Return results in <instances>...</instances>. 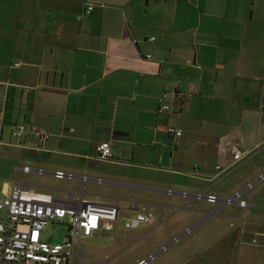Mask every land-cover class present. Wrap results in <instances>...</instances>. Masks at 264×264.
<instances>
[{
  "label": "crops",
  "instance_id": "obj_1",
  "mask_svg": "<svg viewBox=\"0 0 264 264\" xmlns=\"http://www.w3.org/2000/svg\"><path fill=\"white\" fill-rule=\"evenodd\" d=\"M232 145L247 152L234 166ZM258 172L264 0H0V194L26 183L60 201L117 206L114 232L77 237L81 263L114 264L140 243L136 264L152 254L155 264H264V179L244 209L195 196L230 197ZM139 212L152 221L126 227Z\"/></svg>",
  "mask_w": 264,
  "mask_h": 264
},
{
  "label": "built area",
  "instance_id": "obj_2",
  "mask_svg": "<svg viewBox=\"0 0 264 264\" xmlns=\"http://www.w3.org/2000/svg\"><path fill=\"white\" fill-rule=\"evenodd\" d=\"M87 8L90 12L93 6L90 5ZM167 96H169L168 92L165 93V97ZM164 108H170V104L165 103ZM25 131L26 127L20 125L13 130L12 134L20 137ZM31 133L42 140L49 137L48 131L40 127L32 128ZM169 133L178 140L182 135V130L170 127ZM96 150L100 157L107 158L111 155V143L101 141L96 145ZM231 151L233 154L231 165L233 166L247 156V152L237 145H232ZM22 169L28 173L32 167L24 166ZM39 171L43 172L42 169ZM54 175L58 178L74 177L72 173L63 170L55 171ZM263 179L264 173L258 172L255 181L249 182L245 189L236 191L230 197L220 198L217 194L205 191L195 196L200 199L205 198L210 202H221L222 206L237 202L244 209L252 205L244 198V193ZM0 210L6 211V215L0 217V264H73V260L77 258L81 264L82 253L74 249L77 237H91L102 227L106 231L114 232L121 218L118 207L115 205H102L89 201L80 204L77 201L64 202L58 200L52 192H40L28 188L26 183L14 184L8 192L0 194ZM152 219L153 213L139 212L133 217L125 218V226L136 228L142 223L151 222ZM56 222L68 225L69 231L66 239L62 242L45 240L42 236L43 230ZM190 231L191 228H188L186 232ZM178 238L175 237L173 241ZM169 245V243L160 244V251L168 249ZM155 256L156 254H152L148 258L141 259L138 264H149Z\"/></svg>",
  "mask_w": 264,
  "mask_h": 264
},
{
  "label": "rangeland",
  "instance_id": "obj_3",
  "mask_svg": "<svg viewBox=\"0 0 264 264\" xmlns=\"http://www.w3.org/2000/svg\"><path fill=\"white\" fill-rule=\"evenodd\" d=\"M6 211L2 210V214H5ZM68 230V225L66 224H51L47 230L45 231V235L51 240V242H62L66 236V232ZM261 242L262 238L260 236H256ZM110 241L116 240V238H109ZM96 241L90 239H83L82 246L87 248H93L95 246ZM144 251V248L140 246V243H134L129 245L126 250L122 253L121 256L117 257L114 261V264H123L129 263L136 264L137 256ZM150 255L144 257L148 258ZM161 257H157L155 260L150 262V264H155ZM88 261H83L81 264H97L96 262L103 263V261H97L96 259H92Z\"/></svg>",
  "mask_w": 264,
  "mask_h": 264
},
{
  "label": "bare ground",
  "instance_id": "obj_4",
  "mask_svg": "<svg viewBox=\"0 0 264 264\" xmlns=\"http://www.w3.org/2000/svg\"><path fill=\"white\" fill-rule=\"evenodd\" d=\"M262 173V172H261Z\"/></svg>",
  "mask_w": 264,
  "mask_h": 264
}]
</instances>
